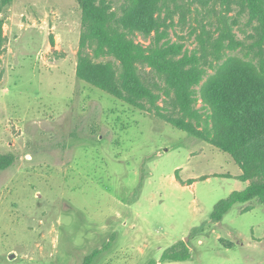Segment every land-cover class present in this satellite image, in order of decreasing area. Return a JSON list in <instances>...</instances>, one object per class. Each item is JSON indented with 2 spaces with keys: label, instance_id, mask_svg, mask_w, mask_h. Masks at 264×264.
<instances>
[{
  "label": "rangeland",
  "instance_id": "obj_1",
  "mask_svg": "<svg viewBox=\"0 0 264 264\" xmlns=\"http://www.w3.org/2000/svg\"><path fill=\"white\" fill-rule=\"evenodd\" d=\"M169 4V38L189 50L224 21L250 40L235 3ZM80 16L74 0L0 10V154L13 156L0 169V264H81L95 249L91 264H264L263 205L235 203L210 219L248 183L230 155L76 76ZM179 241L190 256L162 260Z\"/></svg>",
  "mask_w": 264,
  "mask_h": 264
},
{
  "label": "trees",
  "instance_id": "obj_2",
  "mask_svg": "<svg viewBox=\"0 0 264 264\" xmlns=\"http://www.w3.org/2000/svg\"><path fill=\"white\" fill-rule=\"evenodd\" d=\"M11 1L0 0V10ZM74 1L83 26L76 76L230 155L241 170L237 178L248 183L214 205L212 221L235 203L255 199L264 206V0H220L226 8L235 3L247 12L253 24L249 41L236 38L224 21L216 37L204 27L198 47L191 50L169 38L171 0H120L116 7V0ZM135 34L149 42H136ZM105 56L116 62L100 59ZM12 162L11 154H0V169ZM98 252L93 250L81 264H91ZM189 256L185 241H179L161 259Z\"/></svg>",
  "mask_w": 264,
  "mask_h": 264
}]
</instances>
